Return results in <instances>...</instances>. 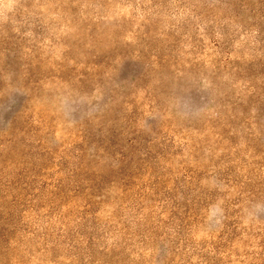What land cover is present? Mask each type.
<instances>
[{
  "label": "rangeland",
  "instance_id": "obj_1",
  "mask_svg": "<svg viewBox=\"0 0 264 264\" xmlns=\"http://www.w3.org/2000/svg\"><path fill=\"white\" fill-rule=\"evenodd\" d=\"M0 174V264H264V0H0Z\"/></svg>",
  "mask_w": 264,
  "mask_h": 264
},
{
  "label": "trees",
  "instance_id": "obj_2",
  "mask_svg": "<svg viewBox=\"0 0 264 264\" xmlns=\"http://www.w3.org/2000/svg\"><path fill=\"white\" fill-rule=\"evenodd\" d=\"M3 184L1 183V174H0V223L3 220ZM0 233L2 234V223L0 224Z\"/></svg>",
  "mask_w": 264,
  "mask_h": 264
},
{
  "label": "clouds",
  "instance_id": "obj_3",
  "mask_svg": "<svg viewBox=\"0 0 264 264\" xmlns=\"http://www.w3.org/2000/svg\"><path fill=\"white\" fill-rule=\"evenodd\" d=\"M214 215H215V209L211 207L207 215V223L209 224L210 227L212 226L210 221L212 220V217ZM216 223L219 224V220H217Z\"/></svg>",
  "mask_w": 264,
  "mask_h": 264
}]
</instances>
